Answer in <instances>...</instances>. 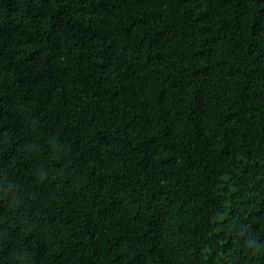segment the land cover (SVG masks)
<instances>
[{
  "label": "trees",
  "instance_id": "1",
  "mask_svg": "<svg viewBox=\"0 0 264 264\" xmlns=\"http://www.w3.org/2000/svg\"><path fill=\"white\" fill-rule=\"evenodd\" d=\"M0 264H264V0H0Z\"/></svg>",
  "mask_w": 264,
  "mask_h": 264
}]
</instances>
